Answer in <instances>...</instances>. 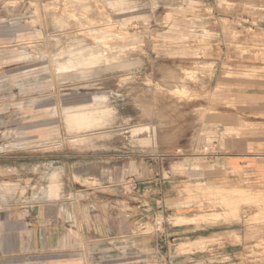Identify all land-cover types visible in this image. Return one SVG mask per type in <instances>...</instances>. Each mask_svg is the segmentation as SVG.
Wrapping results in <instances>:
<instances>
[{
    "label": "rangeland",
    "instance_id": "1",
    "mask_svg": "<svg viewBox=\"0 0 264 264\" xmlns=\"http://www.w3.org/2000/svg\"><path fill=\"white\" fill-rule=\"evenodd\" d=\"M229 51H264V0H0V146L15 161L1 189L14 201L65 198L88 180H119L126 210L170 198L167 213H139L124 264H211L227 242L239 244L236 262L264 264V182L207 177L202 163L205 120L229 104ZM151 178L168 186L135 189ZM184 222L215 237L137 249Z\"/></svg>",
    "mask_w": 264,
    "mask_h": 264
},
{
    "label": "crops",
    "instance_id": "2",
    "mask_svg": "<svg viewBox=\"0 0 264 264\" xmlns=\"http://www.w3.org/2000/svg\"><path fill=\"white\" fill-rule=\"evenodd\" d=\"M258 57L254 53H228L233 70V77L229 78V84H233L229 89V104L219 106L205 120L206 130L213 137L211 150L202 156L204 169L209 172L207 177L243 172L264 182V51ZM253 67L259 70L254 73ZM79 121L82 122L73 119L71 123L76 125ZM199 145L203 147L205 143ZM6 149L9 148L5 143L0 146V170L5 171L10 169L6 160L13 157L5 154ZM25 157L19 156L21 169L28 166ZM154 159L156 167L159 161ZM88 181L83 192H73L65 198L26 197L14 201L10 193L1 189L0 179V264H124L121 256L124 237L130 234L139 213L145 217L148 211L154 219L158 216L156 207L163 208L164 213L169 209L170 198L164 196L161 203L149 202L153 207L142 205L136 211L126 210L122 181ZM143 186L166 188L168 181L139 180L134 187L140 192ZM138 191L136 194L140 195ZM126 220H131L128 228ZM201 230L203 226L193 222L157 227L148 238L138 239L139 246L134 247L159 251L172 244L173 235L183 236L180 243L215 237L205 233L195 235ZM237 246L227 242L224 247L230 249L223 250V254L220 246L213 248L212 255L217 260L210 263L220 264L219 257L227 256L229 264H255L248 260L236 262Z\"/></svg>",
    "mask_w": 264,
    "mask_h": 264
},
{
    "label": "bare ground",
    "instance_id": "3",
    "mask_svg": "<svg viewBox=\"0 0 264 264\" xmlns=\"http://www.w3.org/2000/svg\"><path fill=\"white\" fill-rule=\"evenodd\" d=\"M86 105V104H85ZM75 120H77L76 118H75ZM81 123L82 122H77V124L76 125H81ZM184 221V220H183ZM206 240H208V239H205V238H203V239H198V240H195V241H192V243H196V244H198V245H201V246H203L204 244H205V242H206ZM191 243V242H190ZM188 244V243H187ZM186 243H181V245L182 246H188ZM190 246H192L191 244H190ZM190 248V247H189Z\"/></svg>",
    "mask_w": 264,
    "mask_h": 264
}]
</instances>
